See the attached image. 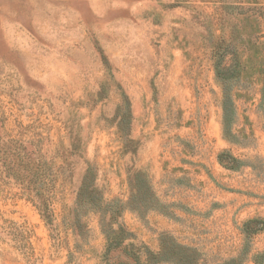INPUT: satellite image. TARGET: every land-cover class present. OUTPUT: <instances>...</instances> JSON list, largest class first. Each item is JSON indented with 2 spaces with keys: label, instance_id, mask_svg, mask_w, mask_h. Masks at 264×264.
Segmentation results:
<instances>
[{
  "label": "rangeland",
  "instance_id": "rangeland-1",
  "mask_svg": "<svg viewBox=\"0 0 264 264\" xmlns=\"http://www.w3.org/2000/svg\"><path fill=\"white\" fill-rule=\"evenodd\" d=\"M263 12L0 0V264H264ZM18 145L39 153L50 222L4 175Z\"/></svg>",
  "mask_w": 264,
  "mask_h": 264
},
{
  "label": "trees",
  "instance_id": "trees-1",
  "mask_svg": "<svg viewBox=\"0 0 264 264\" xmlns=\"http://www.w3.org/2000/svg\"><path fill=\"white\" fill-rule=\"evenodd\" d=\"M225 125H229V120L225 122ZM12 153L14 154L15 159L12 161L13 163L11 165H9L8 163H2V166L6 170L4 173L5 177L7 179H12L14 182L18 183L21 186L23 194L26 195V197L35 204L43 218L47 222H50L52 211L50 208V203L48 202V197L45 193L48 189L46 186V177L42 172L43 166L40 163V159L38 156L39 153L35 149L25 150V148L21 145L16 146ZM90 185L91 178L87 174H84L83 181L81 182L80 188L77 192V201L80 202L83 199L87 198L88 193L89 196H91V194L93 193V188L91 187L90 189L92 190H90V192H87V189L90 187ZM89 199L94 202L97 198L91 197ZM113 203H103L100 200H98L97 203H93V206H98L100 210L99 213L101 215V221L105 219L106 215L109 216V218H113L115 215L119 216V206L117 205L118 207H113ZM120 228L122 236L129 234V232L125 231V229L122 230L123 228L121 226ZM104 233L107 239L108 249L115 248L122 242L119 241V236L113 235L108 229H104Z\"/></svg>",
  "mask_w": 264,
  "mask_h": 264
}]
</instances>
